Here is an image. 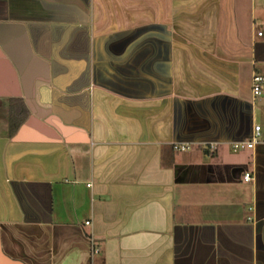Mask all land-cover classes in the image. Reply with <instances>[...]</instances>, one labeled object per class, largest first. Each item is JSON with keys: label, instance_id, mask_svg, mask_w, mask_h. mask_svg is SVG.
<instances>
[{"label": "crops", "instance_id": "crops-1", "mask_svg": "<svg viewBox=\"0 0 264 264\" xmlns=\"http://www.w3.org/2000/svg\"><path fill=\"white\" fill-rule=\"evenodd\" d=\"M255 75L264 0H0V264H264Z\"/></svg>", "mask_w": 264, "mask_h": 264}, {"label": "built area", "instance_id": "built-area-1", "mask_svg": "<svg viewBox=\"0 0 264 264\" xmlns=\"http://www.w3.org/2000/svg\"><path fill=\"white\" fill-rule=\"evenodd\" d=\"M264 91V77L260 75H255L252 79V93L254 98H259ZM262 137V128L260 125H255L253 127V132H252V137L249 141L246 142H240V143H235L232 146L233 152L237 151H243V150H251L254 148L256 143L261 139ZM188 146L187 145H181V146H176L175 149L178 151H184ZM214 146L211 145L208 149L210 154H213L214 152ZM243 180L245 182H249L251 180V177L249 174H245L243 177ZM86 226L89 225V222L85 223Z\"/></svg>", "mask_w": 264, "mask_h": 264}, {"label": "trees", "instance_id": "trees-1", "mask_svg": "<svg viewBox=\"0 0 264 264\" xmlns=\"http://www.w3.org/2000/svg\"><path fill=\"white\" fill-rule=\"evenodd\" d=\"M19 125H20V122L14 123V121H12V119L10 118V130H11V133L13 131H15Z\"/></svg>", "mask_w": 264, "mask_h": 264}, {"label": "rangeland", "instance_id": "rangeland-1", "mask_svg": "<svg viewBox=\"0 0 264 264\" xmlns=\"http://www.w3.org/2000/svg\"><path fill=\"white\" fill-rule=\"evenodd\" d=\"M247 150V149H246ZM232 152H233V150H232ZM238 152V151H237Z\"/></svg>", "mask_w": 264, "mask_h": 264}]
</instances>
